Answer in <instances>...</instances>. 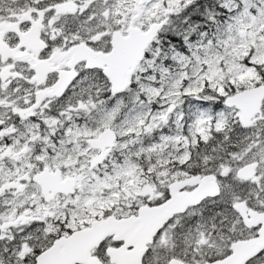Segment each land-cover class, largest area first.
<instances>
[{"label":"snow or ice","instance_id":"6c2138e0","mask_svg":"<svg viewBox=\"0 0 264 264\" xmlns=\"http://www.w3.org/2000/svg\"><path fill=\"white\" fill-rule=\"evenodd\" d=\"M0 264H264V0H0Z\"/></svg>","mask_w":264,"mask_h":264}]
</instances>
